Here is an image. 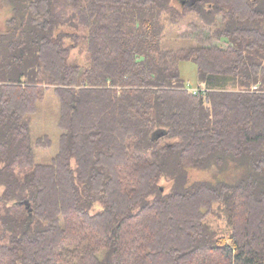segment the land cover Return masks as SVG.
<instances>
[{"label":"trees","instance_id":"trees-1","mask_svg":"<svg viewBox=\"0 0 264 264\" xmlns=\"http://www.w3.org/2000/svg\"><path fill=\"white\" fill-rule=\"evenodd\" d=\"M6 1L0 264H264V0ZM166 21L192 45L165 47ZM50 87L64 132L36 163L27 117Z\"/></svg>","mask_w":264,"mask_h":264},{"label":"rangeland","instance_id":"rangeland-1","mask_svg":"<svg viewBox=\"0 0 264 264\" xmlns=\"http://www.w3.org/2000/svg\"><path fill=\"white\" fill-rule=\"evenodd\" d=\"M6 0H0V29L3 27L5 18L8 12V5ZM194 20V19H193ZM185 23L177 27H170V22L166 21V32L168 36L175 35L174 37L165 38L163 45L171 49H181L192 45V41L183 36L178 37L179 34L186 30ZM66 29V28H65ZM66 31H70L66 29ZM65 45L72 46L69 50L68 62L71 64H78L82 67H87L89 63L86 47L82 43L76 44L72 38H66L64 40ZM217 44L224 45L217 42ZM179 70L181 77L186 82V85L190 89L196 90L203 84L199 81L197 65L193 61L182 60L179 64ZM257 88L254 86L253 89ZM228 89L235 90L234 86H229ZM61 105L60 99L57 96L55 89L50 87L44 98L39 101L36 111L27 117L31 128V142L35 154L34 161L36 163H51L53 157L59 152L61 136L64 132V128L60 126L61 123ZM48 137V138H47ZM41 140V145L37 142ZM49 140V141H48ZM174 139H166L163 143L167 144ZM213 173L211 171H202L191 169V180H204L213 179ZM160 185L164 188V192H170L173 182L171 180L162 179ZM225 207L222 205H216L213 212L209 215V219L213 227L220 235H227L230 232L229 225L227 223Z\"/></svg>","mask_w":264,"mask_h":264},{"label":"water","instance_id":"water-1","mask_svg":"<svg viewBox=\"0 0 264 264\" xmlns=\"http://www.w3.org/2000/svg\"><path fill=\"white\" fill-rule=\"evenodd\" d=\"M20 204L25 205L27 207V209L30 210V203H29V201H21Z\"/></svg>","mask_w":264,"mask_h":264}]
</instances>
